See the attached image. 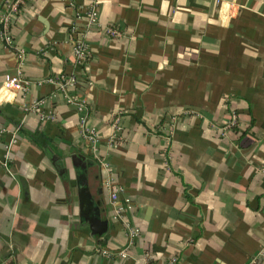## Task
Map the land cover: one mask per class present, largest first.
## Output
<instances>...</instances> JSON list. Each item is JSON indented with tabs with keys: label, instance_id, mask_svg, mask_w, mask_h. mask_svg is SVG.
<instances>
[{
	"label": "crops",
	"instance_id": "1",
	"mask_svg": "<svg viewBox=\"0 0 264 264\" xmlns=\"http://www.w3.org/2000/svg\"><path fill=\"white\" fill-rule=\"evenodd\" d=\"M88 4L29 0L0 42V264H264V0Z\"/></svg>",
	"mask_w": 264,
	"mask_h": 264
},
{
	"label": "built area",
	"instance_id": "2",
	"mask_svg": "<svg viewBox=\"0 0 264 264\" xmlns=\"http://www.w3.org/2000/svg\"><path fill=\"white\" fill-rule=\"evenodd\" d=\"M29 0H11L8 4V9L0 15V42L3 45L6 46H12V38L10 34V25L12 23V19L14 15L17 13V11L22 8L23 6L28 3ZM96 0H89L88 8L85 11V16H86V24L91 25L95 22L96 20ZM71 31L74 32V26L71 25L70 27ZM104 31L106 34L110 36H117L119 35L118 30L113 27V26H105ZM14 48V47H13ZM16 56L18 59H20L22 55V50L21 49H14ZM72 52L76 58L77 61L83 62L87 59L88 57V50L86 47L85 40L83 36H75L72 37ZM61 85H63L61 83ZM60 85V86H61ZM63 87V86H61ZM65 99L68 102L74 103L77 108H82L83 103H84V98L82 96H77L76 94H66ZM116 120L117 116H113V124L116 127ZM237 123V116L236 113L233 110H230L228 118L219 125H215L218 133L220 135H224L227 130H230L232 127H234ZM6 131V129L2 126H0V136ZM86 137L90 140L93 141L95 139V133L92 130H87L86 132ZM118 138L116 133L114 132L112 135L109 137V141L113 142ZM16 141V134L15 130L10 131L8 139L2 143V152L0 151V165L4 166L7 168V161H8V155H9V150L10 147L13 143ZM98 163L105 167L106 162L102 158L97 159ZM102 185L106 188L108 191V199H109V206H110V211H111V216L112 218L119 220L124 228L125 235L127 238V243H131L133 239L137 236L138 234V228L135 226H132L129 224L127 220H125L123 211L124 208L123 206L117 202V191L119 190L118 185L111 179L109 175L105 176L102 181ZM103 254H109V252L101 248L99 250ZM120 256L124 257L126 256V251L124 248L119 249L117 252ZM255 258L251 259L247 264H254ZM174 261V258L170 259V263ZM146 264V263H144Z\"/></svg>",
	"mask_w": 264,
	"mask_h": 264
}]
</instances>
